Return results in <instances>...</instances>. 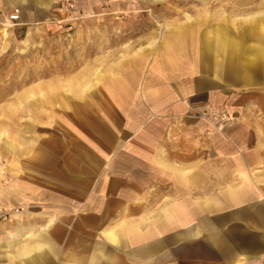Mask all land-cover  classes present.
I'll list each match as a JSON object with an SVG mask.
<instances>
[{"label":"crops","instance_id":"0c3cea01","mask_svg":"<svg viewBox=\"0 0 264 264\" xmlns=\"http://www.w3.org/2000/svg\"><path fill=\"white\" fill-rule=\"evenodd\" d=\"M8 1L19 25L29 20L20 9L28 0ZM249 3L239 35L213 25L195 44L192 31L175 32L161 54L173 68L195 45L201 109L241 115L225 133L204 135L203 122L172 119L170 149L161 150L134 130L133 148L116 151L131 165L96 167V180L71 165L37 167L5 203L26 212L0 219V264H158L173 247L202 264H264V183L251 175L264 159V0Z\"/></svg>","mask_w":264,"mask_h":264},{"label":"rangeland","instance_id":"374dc122","mask_svg":"<svg viewBox=\"0 0 264 264\" xmlns=\"http://www.w3.org/2000/svg\"><path fill=\"white\" fill-rule=\"evenodd\" d=\"M35 1L20 8L29 20L19 25L8 21L17 6L0 0V219L26 212L5 203L37 167L71 165L77 177L96 180V167L131 165L116 151L133 148L134 130L163 150L170 149L172 119L203 122L197 132L210 135L225 133L240 115L201 109L189 59L195 45L173 68L162 66L161 54L165 37L175 32L192 31L195 44L197 35L211 37L213 25L239 35L250 0H42L50 1L45 9ZM146 141L135 144L146 147ZM35 151L37 162L30 160ZM256 164L251 175L264 183V159ZM157 263L202 264L180 259L177 247Z\"/></svg>","mask_w":264,"mask_h":264},{"label":"built area","instance_id":"2783aa9c","mask_svg":"<svg viewBox=\"0 0 264 264\" xmlns=\"http://www.w3.org/2000/svg\"><path fill=\"white\" fill-rule=\"evenodd\" d=\"M62 8L64 10H67V9H71L72 8V5L71 4H62L61 5ZM17 20H18V10H14L8 17V21L12 22V23H17ZM221 120L222 121H228V117L224 114L221 115ZM6 215H4V217H2V219L5 218Z\"/></svg>","mask_w":264,"mask_h":264},{"label":"bare ground","instance_id":"6f19581e","mask_svg":"<svg viewBox=\"0 0 264 264\" xmlns=\"http://www.w3.org/2000/svg\"><path fill=\"white\" fill-rule=\"evenodd\" d=\"M45 7H46V4H45Z\"/></svg>","mask_w":264,"mask_h":264}]
</instances>
